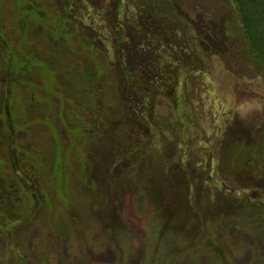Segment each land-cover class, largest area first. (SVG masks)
<instances>
[{
  "label": "rangeland",
  "instance_id": "obj_1",
  "mask_svg": "<svg viewBox=\"0 0 264 264\" xmlns=\"http://www.w3.org/2000/svg\"><path fill=\"white\" fill-rule=\"evenodd\" d=\"M159 1L0 0V264H264V67L232 0Z\"/></svg>",
  "mask_w": 264,
  "mask_h": 264
},
{
  "label": "trees",
  "instance_id": "obj_2",
  "mask_svg": "<svg viewBox=\"0 0 264 264\" xmlns=\"http://www.w3.org/2000/svg\"><path fill=\"white\" fill-rule=\"evenodd\" d=\"M66 1L67 0H64V2H66ZM232 1H233L234 6H235L236 12L240 17L241 26L243 28V32H244V36L246 38L247 44L250 48L251 54L254 56L252 59L254 61H256V63L262 68V67H264V0H232ZM120 2H121V0H120ZM125 3H126V1H125ZM166 3H169V2H167V1L165 2V0H160L157 4L160 5L162 8H164V7H166ZM142 4L140 5V7L142 6L141 9H143L144 11H142L141 14L145 15L147 17V21L149 20V23L153 22V25H155V26H159L160 24H162V23L158 22L157 19L160 20L161 18L166 17L167 14H164L163 11H159V10L154 11V8L151 5H156V2H153V0H150L149 5H147L146 3L144 5H142ZM62 8L65 9V11H63L62 13L66 14L67 16H72V15H70L71 11H67L68 8H70V5L67 8V3H64ZM119 12H121V11H119ZM38 17H39V20H42V17H40V16H38ZM170 22H172L171 19H170ZM0 24H1V21H0ZM141 28H143L142 24H141ZM0 29H2L1 26H0ZM115 30H117V26H116ZM145 30H147L149 32L152 29L147 27ZM68 33H69L68 31L66 33L63 32L64 35H68ZM142 33L144 35H147L148 38H151L148 33L144 32V31H142ZM97 37L98 36L93 37V40L99 41V38H97ZM217 37H218V40L222 39L220 36H217ZM151 39H155V37L151 38ZM66 40H67L66 37L62 38L60 41L58 40L56 42V45H59L61 42L63 45L66 42ZM117 40L122 41L125 39L119 33V38L117 37ZM213 40L217 41V39L215 37ZM3 44L6 45V42L4 40V37H2L0 35V46H2ZM8 51L10 52V50H8ZM230 52H232L233 54L236 53L235 47ZM218 56L220 59H217V60L218 61L220 60L219 62H223L225 65V63L227 62V59L224 58L222 55H220L217 52V57ZM14 57L15 56H13V52H12V54L9 55V59H10V61H9L10 65L9 66H10V69L12 71H15V69L18 67H23L26 63L25 61L20 59V60H18V62L21 64V66L20 65L17 66V64L15 63ZM29 63L31 65H35L31 61H29ZM234 69H236V66L234 67ZM157 72H158V70H157ZM201 72H206V71H203V69H202ZM9 73H14V72H7L5 79H7V78L9 79L12 77V76L8 75ZM92 74H93V72L91 71L90 76H92ZM6 99H7V107H5L3 104L4 102H2L1 103L2 108L0 109V122H4V121L7 122V125L4 126V131H5V135H6L5 137L10 138L9 140H6V142L4 141L5 142L4 144H6V146H7L5 151L7 152V154H9L10 160L12 158L14 160V156L17 153L21 154L22 158L28 157L30 159L29 154L26 152L25 149H22V146L18 143L19 139L13 135V130H11V128L9 126L11 121H12L13 116L16 113L15 102H13V97H12L10 92L8 95H6L5 100ZM3 107H4V109H3ZM5 113H6V119L7 120H5V118H4ZM13 141H14V143H13ZM26 160L28 161V159H26ZM15 171H16V175H19V172L26 173L25 167L21 168V169L16 168ZM27 183L29 184V182H27ZM0 205H2L1 201H0ZM3 211H5V209L0 208V217H3V213H2ZM6 213H8V212H6ZM4 221H5V223L2 225L4 229H7V228L12 227L14 225V223L12 224L13 221H11V222H9L7 220H4Z\"/></svg>",
  "mask_w": 264,
  "mask_h": 264
}]
</instances>
